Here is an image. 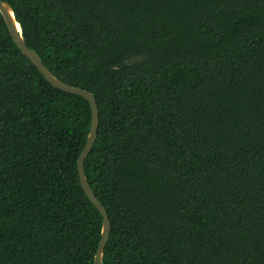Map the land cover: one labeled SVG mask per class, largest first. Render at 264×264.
<instances>
[{
  "label": "trees",
  "instance_id": "16d2710c",
  "mask_svg": "<svg viewBox=\"0 0 264 264\" xmlns=\"http://www.w3.org/2000/svg\"><path fill=\"white\" fill-rule=\"evenodd\" d=\"M91 93L102 264H264V0H1ZM88 101L0 14V264H94Z\"/></svg>",
  "mask_w": 264,
  "mask_h": 264
},
{
  "label": "water",
  "instance_id": "95a60500",
  "mask_svg": "<svg viewBox=\"0 0 264 264\" xmlns=\"http://www.w3.org/2000/svg\"><path fill=\"white\" fill-rule=\"evenodd\" d=\"M5 6H7L11 10L13 17H14V13H13L12 8L7 3L0 0V14L5 21V24L7 26L8 32L10 34V37H11L13 43L18 47V49L21 51V53L28 58V60L37 68V70L44 76L46 81L51 86L65 92V93L75 94V95L84 97L88 101L89 106L91 108L90 130H89V134H88L86 143L83 147V150L77 159V172H78V176H79L80 185H81V188H82L84 194L90 200V202L97 208V210L100 212V214L102 216L101 236H100V240H99V243L97 246V250L95 252L94 259H93L94 264H102L103 250H104L105 244L108 240V236H109V232H110V221H109V218H108V215H107L105 208L102 206V204L96 198L94 192L91 190V188L89 187V185L85 179L84 166H83L84 160L87 157L88 153L90 152V150L94 144V141L97 137V129H98V125H99V115H98V107L96 104L95 97L91 93H89L85 90H82V89H79L76 87H72L70 85H67V84L61 82L60 80L55 78L53 75H51L47 71V69L44 67L43 63L41 62V60L37 56V54L25 44V42L22 38V35H21V28H20L19 24L16 22L19 26V31H17V29L14 25V22L12 21L10 15H9V12L7 11ZM14 21H16V20H14Z\"/></svg>",
  "mask_w": 264,
  "mask_h": 264
},
{
  "label": "bare ground",
  "instance_id": "6f19581e",
  "mask_svg": "<svg viewBox=\"0 0 264 264\" xmlns=\"http://www.w3.org/2000/svg\"><path fill=\"white\" fill-rule=\"evenodd\" d=\"M5 7H6L7 11L9 12V15H10L12 21L14 22V25H15L17 31H19V26H18V24L16 23V21H14L15 19H14V17H13V14H12L11 10H10L7 6H5Z\"/></svg>",
  "mask_w": 264,
  "mask_h": 264
}]
</instances>
